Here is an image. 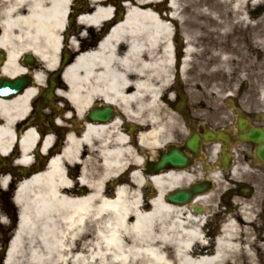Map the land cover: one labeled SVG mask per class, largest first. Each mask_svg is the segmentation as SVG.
I'll use <instances>...</instances> for the list:
<instances>
[{"label": "bare ground", "instance_id": "bare-ground-1", "mask_svg": "<svg viewBox=\"0 0 264 264\" xmlns=\"http://www.w3.org/2000/svg\"><path fill=\"white\" fill-rule=\"evenodd\" d=\"M70 1L0 0V76L23 74L25 54L36 56L43 70L57 65ZM91 2L92 12L82 20L95 25L109 14L111 6L105 0ZM124 7V18L115 22L109 34L63 68L65 96L77 114L99 99L119 104L129 116L153 111L158 95L173 86V76L185 80L186 72L204 56L205 47H198L203 41L212 46L210 60L219 64L226 44L242 31L264 41V0H128ZM259 9H263L261 17L253 20ZM41 77L40 71L35 72L37 81ZM31 93L28 90L9 102L0 100L3 155L15 142L12 126L21 114L8 110L24 109ZM144 97V107L130 109L131 102ZM150 121L155 124L153 118ZM104 130L89 125L81 137L68 134L61 155L47 169L18 183L13 195L19 208L18 225L2 264H238L243 252L230 229L213 251L191 248L197 229L186 228L180 210L163 202L161 176L151 178L160 189L151 200L139 194L142 178L138 170L112 197L105 196L104 182L131 163L139 164L140 159L126 147L124 134L116 132L108 143ZM149 139L148 145L154 147L155 131L140 134L141 142ZM34 140L33 129L22 134L21 162H28ZM49 142L46 137L44 149ZM81 145L87 147L88 158L97 152L101 161L100 171L89 179L83 171L79 178L89 185L86 194L70 189L60 165L62 158L78 157ZM6 182L7 176L0 175L3 187ZM169 238L175 241L173 253L165 250Z\"/></svg>", "mask_w": 264, "mask_h": 264}, {"label": "flooded vegetation", "instance_id": "flooded-vegetation-1", "mask_svg": "<svg viewBox=\"0 0 264 264\" xmlns=\"http://www.w3.org/2000/svg\"><path fill=\"white\" fill-rule=\"evenodd\" d=\"M126 1L105 0L111 11L92 25L82 20L92 12L91 0H71L60 33L57 65L43 70L36 56L31 61L22 57L26 69L23 74L0 76V85L2 78L11 81L20 78L22 86L11 96H0L2 101H12L32 90L24 109L17 106L18 109L8 110L21 114L12 126L15 142L6 155L0 153V175L7 176L4 187L0 183V208L8 207L9 211L8 216L0 217V222L10 223L12 205L15 207L12 197L2 193L3 189L11 195L21 180L44 171L53 158L61 155L68 134L81 137L93 125L105 129L108 143L113 141L116 132L124 134L126 147L140 159L139 164L131 163L105 181L102 190L105 196H112L119 185L130 182V174L138 170L142 178L138 186L141 197L151 200L161 189L163 202L180 210L185 227L197 229V237L190 240L192 249L215 250L225 230L230 229L238 249L243 252L238 264H264V161L259 156L260 143L245 138L251 129L264 131V108L261 107L264 89L211 86L212 81L208 79L196 82L194 78L192 86L184 87L175 78L173 86L158 95L153 111L134 112L133 116L124 113L119 104L101 99L77 114L66 98L63 68L109 34L115 22L124 18ZM38 71L42 73L39 81L35 79ZM196 71L197 64L190 73L195 75ZM145 99L131 102L130 109L144 107ZM3 121L0 112V123ZM28 129H33L35 140L28 162L23 163L19 140ZM152 131L157 135L154 147L148 145L152 140L145 143L140 140V134ZM46 137L50 142L44 149ZM88 157L87 147L81 145L78 157L60 160L70 189L81 194L89 191V185L79 181L82 172L89 179L94 171H100L99 153ZM153 176L162 177L160 189L152 182ZM177 192L189 193L183 205L169 200ZM5 235L0 228V239H5ZM166 243L165 250L173 253L175 241L169 238ZM5 244L2 240L0 264L5 258Z\"/></svg>", "mask_w": 264, "mask_h": 264}, {"label": "rangeland", "instance_id": "rangeland-1", "mask_svg": "<svg viewBox=\"0 0 264 264\" xmlns=\"http://www.w3.org/2000/svg\"><path fill=\"white\" fill-rule=\"evenodd\" d=\"M262 13L263 9H259L256 15L253 16V20L259 19ZM177 27L181 29L182 26L178 25ZM188 27L189 25L184 26L185 29L190 31ZM179 32L181 31L179 30ZM249 35V32L242 31L239 37L226 44L223 54L224 59L221 64L217 60H210L212 46L209 42L206 44L203 41L199 44V48L205 47V54L201 59L196 60V76L188 70L185 74V80H181L182 86H192L191 80L194 78L196 82L208 79V81H212L211 86H243L251 89H264V41L261 38H251ZM261 107L264 108L263 101ZM7 193H9V197H12L13 192L11 195L10 192ZM5 208H0V217L9 215L8 207ZM12 210L10 223L0 222V228L6 234L5 239H0V246L2 240L7 242L14 234L19 208L12 205Z\"/></svg>", "mask_w": 264, "mask_h": 264}, {"label": "water", "instance_id": "water-1", "mask_svg": "<svg viewBox=\"0 0 264 264\" xmlns=\"http://www.w3.org/2000/svg\"><path fill=\"white\" fill-rule=\"evenodd\" d=\"M0 93L1 94H4V91H2V89L0 90ZM248 138L252 139L254 142H261L262 145H260V148H259V156L260 158L264 161V133L261 132L260 130H252L248 136ZM179 198V195H171L170 196V199L172 201H177Z\"/></svg>", "mask_w": 264, "mask_h": 264}]
</instances>
